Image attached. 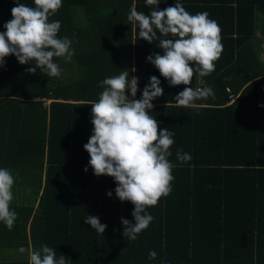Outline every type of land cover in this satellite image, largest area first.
Listing matches in <instances>:
<instances>
[{
    "label": "trees",
    "instance_id": "trees-1",
    "mask_svg": "<svg viewBox=\"0 0 264 264\" xmlns=\"http://www.w3.org/2000/svg\"><path fill=\"white\" fill-rule=\"evenodd\" d=\"M104 1L62 0L49 17L61 22L58 37L74 49L71 62L54 58L59 77L31 74L34 62L21 65L15 56L0 66V168L15 178L10 210L17 214L11 229L0 222V264H30L29 251L44 245L66 264H264V0L180 2L192 15L208 7L222 25L215 70L195 73L189 85L213 89L214 97L195 101L198 109L177 106L185 86H169L147 62L163 50L158 40H140L127 19L131 0L106 8ZM16 3L33 6L0 0V33ZM174 4L160 0L157 8ZM155 7L135 0L145 15ZM133 68L137 100L150 77L160 80L163 95L149 114L158 130L174 133L172 190L146 209L153 220L135 241L123 237L121 223H134V205L116 197L113 178L93 174L84 151L100 81ZM226 89L235 96L231 103ZM181 149L188 162L177 160ZM86 215L107 225L103 234L84 223Z\"/></svg>",
    "mask_w": 264,
    "mask_h": 264
},
{
    "label": "clouds",
    "instance_id": "clouds-1",
    "mask_svg": "<svg viewBox=\"0 0 264 264\" xmlns=\"http://www.w3.org/2000/svg\"><path fill=\"white\" fill-rule=\"evenodd\" d=\"M159 2L146 0L147 5L156 6L148 15L133 6L127 19L134 27L138 26L140 40L149 44L159 41L158 48L163 50V55H150L147 62L169 86H185L175 96V104L198 109L201 105L195 101L214 97L213 89H193L189 85L195 73L205 77L215 70V61L223 51L220 26L209 19L206 11L190 14L179 0L163 10L157 8ZM61 7L62 0H33V6L16 3L11 9L12 19L3 25L5 31L0 33V66L6 57L15 56L21 65L34 62L35 67L27 69L31 74L40 69L48 77H59L62 70L54 58L62 57L67 63L74 55L72 41L58 37L61 22H49V17ZM193 63L197 67L194 68ZM135 71V68L126 69L100 81L98 87L103 91L97 101L90 102L93 131L84 145L93 174L113 178L117 185L116 197L134 205V223L121 220L123 237L131 241L150 225L153 217L146 209L170 194L174 179V165L168 159L174 133L168 128L158 130L157 120L149 114L153 109L152 101L163 95L160 80L150 77L137 100L139 81L135 76L130 77V72ZM176 158L188 162L191 156L181 149ZM87 170L86 167L84 171ZM14 182L11 171L0 168V222L9 229L17 219L16 212L10 210ZM107 196L111 197L112 193L108 192ZM84 223L98 234H103L107 227L93 215H86ZM155 258L156 252L150 251L149 259ZM29 261L30 264H66V258L60 255L57 259L56 250L47 245L30 251Z\"/></svg>",
    "mask_w": 264,
    "mask_h": 264
},
{
    "label": "crops",
    "instance_id": "crops-1",
    "mask_svg": "<svg viewBox=\"0 0 264 264\" xmlns=\"http://www.w3.org/2000/svg\"><path fill=\"white\" fill-rule=\"evenodd\" d=\"M173 1L176 3V0H173ZM192 1H193V0H179V2H184V3H189V4H191ZM202 1H205V3H208V2H210V1H212V0H196V2H202ZM114 2H115V0H109V2H108V1H104L101 7L106 8L108 5H111V4H113ZM131 4H132V7L135 6V0H131ZM220 7H221V6H220ZM220 7H219V8H220ZM104 8H103V9H104ZM221 8H222V7H221ZM207 10H208V7L204 9V12H205V11H206V12H209V11H207ZM222 10L225 12L224 8H223ZM186 11H187V10H186ZM188 12H189V11H188ZM189 13L191 14L192 12H189ZM217 16H218V15H216V16L214 15V17H212V16L209 15V19L215 20V21L218 23V25L220 26V29H222V25L217 21ZM132 34H134V33H133V29H132ZM262 47H264V45H262Z\"/></svg>",
    "mask_w": 264,
    "mask_h": 264
},
{
    "label": "built area",
    "instance_id": "built-area-1",
    "mask_svg": "<svg viewBox=\"0 0 264 264\" xmlns=\"http://www.w3.org/2000/svg\"><path fill=\"white\" fill-rule=\"evenodd\" d=\"M229 89H226V92L229 93L230 103L235 99V96L229 92Z\"/></svg>",
    "mask_w": 264,
    "mask_h": 264
},
{
    "label": "rangeland",
    "instance_id": "rangeland-1",
    "mask_svg": "<svg viewBox=\"0 0 264 264\" xmlns=\"http://www.w3.org/2000/svg\"><path fill=\"white\" fill-rule=\"evenodd\" d=\"M80 13H82L83 14V11H80ZM263 49H264V47H263ZM264 53V52H263ZM46 104L48 103L47 101L45 102ZM17 190H19V189H17ZM14 191V189H12V192ZM15 192H16V190H15ZM24 250H20V252H23ZM30 252V251H29ZM28 252V253H29Z\"/></svg>",
    "mask_w": 264,
    "mask_h": 264
}]
</instances>
